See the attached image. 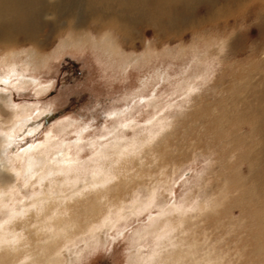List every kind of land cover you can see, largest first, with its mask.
Listing matches in <instances>:
<instances>
[{
  "label": "bare ground",
  "instance_id": "6f19581e",
  "mask_svg": "<svg viewBox=\"0 0 264 264\" xmlns=\"http://www.w3.org/2000/svg\"><path fill=\"white\" fill-rule=\"evenodd\" d=\"M253 21L255 27L242 36L239 27ZM58 37L57 47L42 53L45 45ZM254 38L264 41V0H0V69L4 70L0 73V264H78L85 250L108 241L110 231L124 233L122 220L154 206L159 215L132 238L131 264H190L186 259L197 243L194 238H183V233L193 231L194 225L203 221L206 228L210 222L198 219L201 212L209 208L212 195L227 190L238 192L230 198L229 212L242 209L243 217L258 228L245 242L255 247L247 262L264 263V47L251 43L244 58L249 61L248 71H239L235 60L225 66L244 55ZM27 43L33 48L18 50ZM141 47L142 53L136 54ZM71 48L94 49L96 59L113 69L120 66L127 70L133 64L165 56L171 58V64L184 63L187 75L172 93L180 89L177 96L187 102L186 109L194 95L201 96L202 85L212 80L217 64L226 68L202 96L205 102L196 114L200 124L194 135L164 132L174 124L170 116L178 114L159 116L158 112L174 104L151 98L147 104L155 112L146 120L142 135L134 133L129 138L122 128L131 122L121 120L120 126L107 134L113 133V139L99 144L91 164L66 167L73 161L67 149L69 141L53 132L45 142L2 158L26 134L39 128L37 119L47 112L39 111L34 117L32 106L17 109L15 88L32 83L39 92L50 87L21 72L51 69L54 60ZM256 49L262 50L258 64ZM19 69L21 76L17 78ZM225 77L227 81L222 80ZM123 110L113 109L109 114L118 116ZM70 125H63L60 131L67 132ZM157 137L156 147H150ZM200 140L202 146L214 147L226 157V162L218 158V172L222 176L227 170V178L222 185L212 186L210 195L205 190L208 183H194L179 200L174 185L183 148H195ZM18 161L22 162L19 166ZM29 184L32 193L22 203L23 197L18 195L23 193L21 187ZM35 184L40 188H34ZM165 192L173 193L175 201L169 204ZM210 203L212 208L222 204ZM219 219H214V228L223 223ZM238 238L230 241L238 243Z\"/></svg>",
  "mask_w": 264,
  "mask_h": 264
},
{
  "label": "rangeland",
  "instance_id": "374dc122",
  "mask_svg": "<svg viewBox=\"0 0 264 264\" xmlns=\"http://www.w3.org/2000/svg\"><path fill=\"white\" fill-rule=\"evenodd\" d=\"M254 22L255 21L241 25L239 27V31L241 33H239L244 36L246 32L255 27ZM231 31V29L228 30V34H230ZM65 37L66 36H64V38ZM60 41L61 38L58 37L57 40L46 44L42 53L47 54L52 52L57 47ZM252 42L256 45L264 47V41L254 38L253 41L248 42L246 47L247 52L244 55H238V57L230 60L229 63L225 66L228 67L229 65L233 64L232 61L235 60L237 69L239 71H248L249 61H247L246 59L244 60V58H246V55L250 53ZM173 45H171L170 47H172ZM20 48L30 50L31 48H33V44H22L21 46H18V50H20ZM261 49H256L257 54L255 55L256 58L254 59H256L257 64L260 63L259 61L262 57ZM143 50V47L139 48L136 54L142 53ZM227 51L228 47L224 49L222 55L227 53ZM96 54V51L91 48L85 50H77L75 48H71L64 54H62L59 59L54 60L51 69L43 68L37 71L28 70L30 72H21L20 69L19 71L17 70V74L15 76L17 78L21 76V73H25L28 77H31L32 75L36 78L38 77V79L43 83L50 84L49 88L39 92H37L38 87L32 83L20 88H15L14 100L17 105V109L22 110L26 106H32L31 108H33L34 117H36V113H39V111L42 112L47 109V112L40 116L38 119L35 118V120L37 119V123L40 124L39 128L35 130V132L32 131L26 134L24 139H21L14 144L16 145L15 147H10V149H8L6 153L2 154V158L6 159L12 153H17L18 151L21 152L25 147L29 145L35 146L39 143L45 142L48 134H50V132H53L58 135L61 134V137L65 136L64 138L69 141V146L67 149L70 153L69 156L70 158H73V161L66 167L70 165L78 166L83 162L91 164L93 159L95 158L96 150L101 147L99 146V144L110 142L113 139V133L110 135L107 134L113 129L114 126H117L118 123L120 124L121 120L124 122H131V125L129 127L122 128L129 138H132L134 136V133H137L136 135H142L141 130L143 129V126L146 125V120L155 112V108L152 106H148L147 104L149 102V99L151 98H158V100L164 104H168L170 102L174 104L172 107L166 108L164 112H158L159 116H163L164 114H178V116H176L177 118L170 116L169 121H174V124L170 128H165L164 132L173 131L175 136L182 135L185 132L187 134L194 135L197 133L198 126L200 124V120H198L196 114L201 111V108L205 102L201 101V99L203 98L202 96H205L207 86L213 84L216 81L217 77L221 73H223L221 71L226 68L222 64H217V68H215L216 72L214 71V76L212 75V80H210L209 83L202 85L203 87L201 86V96H197L196 93L199 92L197 90L195 92L196 95L193 96L194 99L190 102L191 106L186 109L185 105L187 102L182 101V96H177L178 94H180V89L177 91L178 93H172L173 89L180 88L179 83L183 81L182 77L187 75L185 74L186 72H184L182 69L184 63L171 64V58L169 56H165L161 59L152 58V60L148 63L133 64L127 68L128 71L126 69L123 70L122 68H120V66H116L117 68L115 67L116 69L114 68V70V66H111L109 63H107V65L100 63L96 59ZM105 66L109 67L107 68ZM2 70L3 69H0L1 74L4 73V70ZM158 73L160 75H158ZM155 77H157V82L154 81ZM162 77H164V79H162ZM222 80L227 81L228 77H225ZM222 80H219V82H221ZM14 82H17V80L15 79ZM35 86L37 88H35ZM180 104L183 106L181 107ZM117 108H123L124 110L123 112H120L118 116L109 114L111 110ZM69 123H72V125L67 127V132H61V127H63V125H69ZM158 140L159 139L157 137L148 145L154 148L158 144ZM209 140L213 139L209 138ZM202 142L203 140H200V142L197 143V147L195 148L194 146L189 147V149L183 148L185 154L182 155L184 158L180 162V165H178L180 167V170L176 173V182L174 185V193L176 195L175 197H177V199L179 200H182L187 195L191 185L194 183H208V186L206 185L205 190L210 195L212 193L211 189L225 183L224 180L227 178V170H225L224 174L220 176L219 172H221V170H219L220 166L218 163V158L223 159V162L228 161L226 157H224L223 154H220V152H218V150L214 147L202 146ZM202 147L203 150L201 149ZM176 148L177 146H174V149ZM190 148L192 151L190 150ZM199 148L201 150H199ZM235 157L236 156H234V158ZM17 164L19 166L22 164V162L20 163L18 161ZM61 174L62 173L58 175L61 176ZM202 177H205V180H202ZM33 187L40 188L39 184H35ZM21 189L23 191V193L21 194L23 195L19 194L18 196L23 197L22 203H24L30 198V194L32 193V184L26 185V187L22 186ZM165 194L166 198L170 200L169 204L175 201L173 193L171 195L165 192ZM232 195L233 197H236L238 195V192H228L227 190L225 192L221 191L220 193H217V195H212L209 198V208H206L207 210L201 212V216L198 218H203L204 220H206V224L208 223V221L210 223H208L205 228L203 227L204 221L200 222L201 224H203L201 225L200 223H198L199 225H194L193 231L187 232L188 235L186 233H183L184 237L181 236L183 238L188 237V240H193L194 238L193 241L197 243L192 250L193 253L189 258L186 259L190 264H264L255 261L248 263V260H246L248 259V257H250L249 252H251V250H254L255 248L253 244L246 245V243H248V240H250L249 237L252 236L251 232L254 230H258V228L255 227V225H253L248 218L245 219V217H243L244 214L242 213V209L237 207L233 209L234 212L232 210L233 213L229 212L227 207L229 206L230 201L233 198ZM203 196L204 193H202L199 199L202 200L204 198ZM227 197L229 198V201ZM222 198H224L223 202ZM214 200L217 202L221 201L222 204H219L220 207L218 205H216L218 206L217 208L216 206L214 208L210 207V205L212 204L210 202H214ZM150 215H152L153 217H150ZM158 215V207L154 206L147 211L145 210V212L139 214L138 216H128L126 219L120 222L121 227H123L122 230L124 232L121 233L122 235L118 234L116 229H113L112 231H110L111 234L108 235V241H102L95 248L93 247L85 250L83 257L78 262V264H131V254L134 249L132 238L135 236V232L139 229L146 228ZM231 218H234L235 220H232ZM198 219L193 218L194 221H197ZM214 219L222 220V224H224L225 222L226 223L222 227L221 224L218 228H214ZM231 220L233 221V223ZM235 222L238 223L236 224ZM251 224L252 227L250 228ZM223 228L226 230H224ZM221 232L223 233V236L219 237V234H221ZM174 233H178V231ZM178 235L180 237V233ZM191 235L192 238H190ZM238 236L240 238H238ZM232 237H235L236 239L238 238V243L230 241ZM186 241L187 240H185L184 242L186 243ZM145 250H148V248L146 247ZM209 255L210 258L208 257ZM219 259L221 260V262ZM244 260L246 261V263Z\"/></svg>",
  "mask_w": 264,
  "mask_h": 264
}]
</instances>
